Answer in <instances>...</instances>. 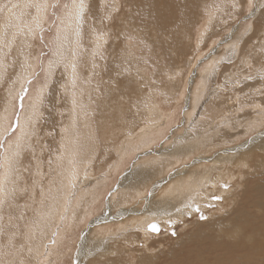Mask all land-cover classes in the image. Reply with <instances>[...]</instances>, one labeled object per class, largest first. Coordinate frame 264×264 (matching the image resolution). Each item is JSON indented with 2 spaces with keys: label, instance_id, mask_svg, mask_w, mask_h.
I'll return each mask as SVG.
<instances>
[{
  "label": "bare ground",
  "instance_id": "obj_1",
  "mask_svg": "<svg viewBox=\"0 0 264 264\" xmlns=\"http://www.w3.org/2000/svg\"><path fill=\"white\" fill-rule=\"evenodd\" d=\"M214 1L215 0H122L121 6L123 8L122 10H119V12L114 17H110L111 15L109 16V11L105 10L103 6V1L99 2V0H88L86 2L88 4L87 13L89 14V18H91L92 20L94 19L95 25L98 24V26H101V23L99 24L100 18L101 20H103L105 19V17H109L108 19H105L106 21H108L107 22L108 25L104 27V28H107V27L108 28L103 32V33H106V37H108V40L105 43H103L102 48H100L97 51V55L99 56V58L95 59V61L93 60L94 58L91 57V55L94 53L93 50L85 52L87 53V56H88L87 66L90 69V71L88 70V73L86 72L84 75L82 74L83 77L80 79L85 80L87 84L86 85L87 87L85 90L89 89V92L92 88L90 85V82H93L92 79H95L97 77L98 78L100 77L103 81L104 80L110 81V84L109 86L105 87L108 90L107 98L103 95L102 98L97 99L96 106H95L96 108L94 107V104H92L93 101H91L90 103L89 101L90 98L87 100L83 98L84 100L80 102L78 101L79 103H77L74 98L75 97L74 92L76 89L75 87L74 88L72 87L73 85H75V82H77V80L75 78L76 76L73 75L72 64H68L69 62L67 63V65L70 67H67L68 74L66 73V76L71 81L70 84L74 81L71 84L70 89L68 90V98L71 102L70 105H71V110L73 114L70 115L68 113V116L70 119V121H67L66 123L68 124V127L62 126L64 129H60V131L62 130L60 142L57 140L58 142H56L55 145L53 144L52 146L53 148H56L59 144L62 146L61 152H62L63 158L60 157L61 154L59 153L58 157H60L61 159L55 158L54 163H53L54 167H53L52 173L55 176H57V178H59L58 179L59 183L57 181L56 182L57 184L54 187L50 186L49 184H45L44 186L46 187L44 188L42 187V190L40 192L42 194L44 193V190H48L49 195L47 194L46 196L49 197L48 198L49 204L47 203L48 204L47 205L46 203H43L42 200L39 201L37 197L38 195L33 193L34 199H37L39 203L30 207L35 211L33 214L35 216V219L33 220V222H31L32 224L30 227L26 226L25 228L27 229L26 235H25V241L26 243L28 242L26 244V251L32 257L33 264H60V263L64 264L63 260L65 256L66 257L68 256L69 261H72L71 264H158V261H161L160 259L162 257L168 260L171 259V262H169L171 264H183V259L186 256L185 250L188 251L189 244L193 243L194 241H192V239H195V238H197V240L199 241V244L201 245L204 243L205 239H209L208 240L209 246L207 248L202 247L200 249L194 250L193 254H194V257H196L195 260L199 264H233V263L235 264H264V169H263L264 168V129L261 130L262 127L264 126V122H263L264 121V99H259L260 93L249 94L252 96H254L253 94H255L256 96L250 102L249 100H246V98H248V96L245 95L246 92L245 93L242 92V89L245 88L244 86H243L244 88L241 87L242 89H240L239 92L236 91L237 94L234 95V97L237 99V102H238V107H237L238 110H242V109L244 110V108H246L247 105H251L252 107L259 109V110L257 111L256 109H252L256 113L252 121L247 120V122L244 125L238 124L239 123L238 121L236 125L238 129L242 131V134L237 135L234 138H232L231 135L224 134V132H222L223 127L218 129L219 124L218 125L216 124L217 130H214V131L205 130L204 133L200 132L195 136L193 135V138H194L193 140L188 139L192 136L190 134H187V135L185 134L182 137L183 135L182 133V135H180L182 138L177 135H176L177 137L173 136L172 134V137L170 139L168 138L169 140L166 143L162 144L161 146L160 144L159 146L157 145L154 146L156 139L161 136L162 131L166 129L168 124H166L165 126H162V123H160L161 121H158V123L157 121H147L149 126H146L143 124L138 126L137 124L138 127L134 128L133 132L130 133L131 136L129 138H123V141L119 142L117 145L114 146L113 149L115 150V152L113 149L112 150L114 152L113 154L114 159L116 160L115 161L113 160L114 164H112V166L110 165L111 167L108 169V171L106 172L103 171L99 179L97 178L91 181H84L82 179L85 173L92 174L91 171L93 172L95 171L94 166H96V164H98L101 167L99 161L102 160L101 159L102 155L104 156L105 152L107 153L108 151L103 152L104 153L103 154L102 146L100 145L96 146L95 144L97 143L95 144L89 143V141L92 139L91 138L92 136H90L91 134L90 135H87V133L84 134L85 131L83 130L84 135L83 134L81 135V132L78 129V125H76V122H75V120L77 119L76 116L77 115L85 116V114L87 115V111H89L93 105L92 112L97 111L95 114H97L98 111L101 114H104V111L109 112V113L114 111L116 113V116L118 117L119 113L121 112V108L123 109V107L127 105L128 103L127 101L133 100L134 99L133 94L137 93L136 90L135 91L133 90V93H132V92H128L127 89L130 87H132L133 89H137L138 84L142 86V83L149 85V82H146L145 81L146 79L144 78V77H147L146 73L143 72L144 77H141L140 79V80L145 79L144 82L142 83L140 80H136L137 77L135 78L133 76L134 73L131 74L132 73L130 69L131 67L128 68V63H129V59L131 61L133 57L131 56L128 59L127 56L125 55L126 51L122 49L124 48L122 45V40H125V39L128 40L131 38L133 40V38H135L134 40H137V42H140V44H143V45L146 44L148 46V51L151 53V56L155 58V59L150 58L152 60L153 65L161 66L159 68H162L163 70H165V74L162 76L166 77L167 80L170 81L169 83L171 84L169 86H171L172 89H177L178 78L176 77L180 76L182 69H184L188 61L189 63H191L190 61H192L193 69L190 71L191 74L189 72L187 75L189 78L187 79L186 84L188 85V83H190L188 86L189 88H192V85H193L192 91L194 89L195 90L199 89V84L198 82L195 81V79L197 78V80L198 79L201 80L202 77L207 76V74L209 73L207 77L211 78L210 83L203 86L204 87L203 91L202 90H196V92L193 91L195 95L194 94L192 95L191 94L192 91H191L190 94L192 97H190L189 95V97H185L184 99L185 102L186 100L187 102L188 101L193 102L192 103L193 105L190 104L192 107V114L194 113L197 115L198 113H201L202 111H204V109H206L207 107L211 109L212 108L211 105H214V103H211L212 101L211 99L216 100L215 98L221 96V94L217 92L218 90H220L221 86L216 84L217 88L212 89L213 84L211 80H214L213 78H216V73L218 72V69L220 66H222L223 64L229 65L230 61L232 62L234 58H232L228 54L220 55L218 58L216 56H218L219 54H215V56L210 57V60L208 61V63L206 62L205 68L202 67V68H199L200 70H198L197 66H200L201 63H203L201 59H208L209 56L207 57L206 53L203 54L204 50L202 52V55L196 56V58H194L193 60H189L190 59L188 57L189 55H187L188 47L192 48V50L194 48L198 49L199 47L198 44L201 41L202 35L206 30L204 29L206 27V23L208 24V22L212 19L211 13L215 11L214 7L216 9H219L220 11L226 9L224 5H222V8H221V4H218L213 7L212 5L214 4H212V2L215 3ZM246 2H249V0H246ZM246 2L245 3L243 2V3L246 4ZM25 3L27 2L25 1ZM227 4H230V3H227ZM263 4H264V0H257L256 2L254 0L253 2V5L255 7H260ZM117 5H118V0L116 3V6ZM227 7H230V6L227 5ZM248 7L249 6H247V9ZM205 11H207L206 13L207 14L209 13V14L208 15L206 14L207 17H205V19L202 21V19H200L199 17L203 16L205 14ZM248 12H249L248 16L245 17V19L250 20L248 22L247 29L250 31L251 29L250 23H252V26H254L255 22L253 23L251 19H253V17L255 16L258 19H260L258 20L257 24L259 26L261 25L259 30L262 31L264 29V8L263 10H259V9L254 10V9L249 8ZM200 13L201 15H199ZM88 14H86V16ZM136 19H140L144 23L145 26H140L136 22ZM2 20H3V17H2ZM116 20H117V23H115ZM69 21H70V24L68 23L69 25L67 24V26H65V29L69 30V33H71L70 29H72L71 28V25H73L72 22L74 21L73 22L75 24L73 25L74 28L75 27L77 28V25L75 23V20L72 17H70ZM216 22H217V19H216ZM66 23L64 25H66ZM197 25H201V26L197 27ZM79 27H81V25ZM196 27L199 28L198 31H196L197 36L201 35L199 39L200 41L197 40L198 44L195 42H193L192 44V37L194 34V30H196ZM76 28L75 30H77ZM98 29H99L98 33L101 34L102 32H100V27H98ZM67 30L65 33L66 35L68 33ZM163 30H168L170 32V38H166L165 42L162 43L161 35L157 33ZM126 31H127V34H126ZM255 34H253L252 36H254ZM228 35L229 37H231L230 36L231 34H228ZM241 36L243 37L244 33L243 35L241 33V35L239 36L242 39ZM67 38L68 37H66V39ZM231 40L234 41V38ZM235 40L237 41V39ZM251 40L250 42H252ZM246 41H248V39ZM235 43L233 42V44ZM213 48H214V45H213ZM210 49H211V52H209L208 54H211L213 52L212 48ZM222 53L225 54L226 51H223ZM203 55L205 57L202 58ZM105 60H107V62ZM217 61L221 62L220 66H218ZM245 61L242 63L244 64ZM93 69H94V74L91 73ZM121 69H125L124 70L125 75L127 76L130 75L128 77L126 76L127 79L124 78L126 80L125 85L121 84V82L124 80L122 81L120 80L121 81L120 83H118V81L116 82L112 81L115 75V71H118ZM158 71H160V69H158ZM157 76H159V74ZM258 77H259L258 79H260L261 76H258ZM255 79H257L256 76H255ZM248 82H247V85L249 84ZM259 83H260V80H259ZM131 84L132 85L135 84L134 87ZM254 84H256V81L254 82ZM239 85H241L240 80L236 86L234 85V87H238ZM141 86L139 88H141ZM252 86L254 87V85L251 84V87ZM214 87L216 86L214 85ZM253 87L248 88V89H253ZM96 89H94L95 92L98 91ZM151 89L152 88H149V90ZM257 91L255 90L254 92H257ZM89 92H88V95H89ZM49 93L51 94V91ZM181 93L183 94V91L180 92V94ZM79 95L81 96L82 94H79ZM83 96H81V98L79 99H82ZM244 97H245V100H244ZM144 102H145V99H144ZM228 102L230 101L227 99L224 100V103H228ZM89 103L91 104V107L89 106L90 109L88 108ZM110 103H114V104L110 105ZM144 104H147V102H145ZM197 104H198V107H197ZM131 105L132 104H130L129 106L131 107ZM217 105L219 104H216V106ZM216 106L214 109H216ZM191 107H190V110H191ZM199 107L200 108L202 107V108L200 109ZM260 107H262L263 109H260ZM109 108H112V109H109ZM195 111H197V113H195ZM186 113L188 114L191 112L189 111ZM185 115L183 117L184 119L187 118V117L185 118ZM112 116L107 117V118H112ZM116 116H115L116 121H110V122H118L117 129L119 131L120 129H125V127L128 128V130H130L131 126H134V124H129V123L125 124L124 122L121 123V121H118L119 117L116 118ZM87 118H84L85 122L88 121L86 120ZM24 119L22 118V121ZM96 119H98V117ZM99 119H101V121L104 122V125H106L104 126L103 124L102 125L96 124L98 126L99 132L104 136L105 132L108 133V131H110L108 128H111V127L106 121L107 119L105 115L103 118L100 117ZM163 119H162V122H163ZM184 122L187 124V121H184ZM192 122H193L192 125L194 124L195 126L196 124L199 125L198 123H200V121H192ZM224 122H226L227 124L228 121H221L220 124H223ZM22 123L23 125H21L22 131L20 133L19 142L21 141L23 142L24 138L22 139V136L24 137V135H28V134L30 135L28 130L31 131L30 129L31 127L28 126L29 124L26 125L24 121ZM200 124H202V121ZM252 124L253 126L250 129L243 128L244 126H250ZM192 125L190 124V126ZM213 126H215V124ZM226 126H229V125H226ZM84 128L87 129L89 127L86 126ZM94 130L96 131V129ZM208 131L209 133L210 132L212 133L211 134L206 133ZM1 132L3 131H0V134ZM69 132L72 133V137L69 135ZM92 134L96 135L95 138L98 137L97 132H92ZM109 136H111V134ZM104 137H102V139ZM20 138L22 140H20ZM106 138L108 137L106 136ZM254 140L256 141V143H252ZM12 141H13L12 144L9 142L11 144L10 146H9V143L6 145L7 147L5 146L6 147L4 148L5 155L9 156L13 154L15 159H17L19 156V154H17L18 153V148H17L18 139L17 140L13 139ZM54 142L55 140L53 141V143ZM25 144L22 143V145H25ZM109 145H111L110 146L111 148L112 145H114V143L109 144ZM103 146L105 148V144ZM233 146H236L237 148H232ZM12 147L14 149H12L11 151L10 149ZM146 148L148 150L151 149L150 151H148V153L150 152L151 155L146 156L145 154V157H141V154H142L141 151L144 149L146 150ZM193 150H197L201 152L202 155L196 156L195 158L190 159V157H194V156H190L193 153ZM135 152H137L135 154L136 156L133 157L134 159H132L131 161L132 163L130 162L131 165L127 168V166L129 165L128 164L126 166L127 162L129 161L128 159H130L132 154ZM116 156L117 158H115ZM139 157H141L140 160L138 159ZM183 158H186V159H183ZM5 160L7 159L6 158L4 159L2 167L5 169V171H9V168L11 165L8 166L7 165L8 163ZM35 161L37 160L35 159ZM57 161H59L58 163L61 166L59 167L57 166ZM166 161H168L167 164H166ZM235 161H236V167L239 168V171H240L239 172L240 178L236 176V178H239V183L235 184L237 188L231 190V188L225 189L224 187H222L220 189L219 185H222V184L224 185L226 183L231 182L232 179H234L235 173L232 176H230L231 174L230 171L233 168ZM148 162H151V165H149ZM243 163H247L248 166L242 167L241 165ZM83 165H85V167H83ZM124 166H126L125 169L123 168ZM37 167H40V166H37ZM37 167L36 169L34 168L35 169L34 171H36L35 173L37 174V178H39V177H42L41 176L42 170L38 169ZM122 168L124 170H123V175L121 176V178H119V182H118L119 190L117 189H116L117 191L115 189L111 190L112 193L109 194L108 199H106V201H102V208L100 210L102 211V209L104 208V211L103 212L99 211L100 212L99 213L97 210L99 207L96 208V206L93 205V204L96 205V198L99 199V197L104 196L103 193L104 191H106L105 189L107 186L108 179L110 178L112 174L116 175L115 172H118ZM248 169H251V170H248ZM13 179H14V176H13ZM50 179H51L50 181L53 180L52 177ZM240 180L243 182H240ZM10 181H14V180H12V178L10 177ZM114 185L115 183L113 184V187ZM26 191L29 192L28 195H30V187L26 189ZM246 191H249L251 193L250 198L245 197ZM0 194H1V191H0ZM155 194H158L160 197L161 196L166 197V198L169 197L171 199L164 200V204H156ZM231 195H234L233 199L235 200V202L232 201L230 197ZM213 196L220 197V199H223L222 203L225 202V203H229L230 205L231 204L235 205V210H233L232 213H230V215L228 216L224 214L223 216H226L224 218H220L217 220H212V218H209L211 220L204 219L205 221H208V223H205L202 226L204 227L206 226L208 229L205 230L204 233L199 236L195 234V233H198L199 231L194 233V231H196L197 228L192 231H189L187 235L179 236V238L175 241V243L176 245L178 244L179 246L183 244L182 246V248L184 249L183 255L179 256V254H176L177 252L171 251V249H168V251L167 250L164 251L162 247L163 243L160 244L163 238H155L157 236L156 233H151L148 231V225L151 223L158 224L160 227V231L166 228V223H169V222L170 223L173 222L177 224L181 222V224H183L184 217L182 216L181 213L186 210L188 211V209H192V207L200 208V213L202 212L201 210H203L204 212L209 211L208 208L210 206L214 204H220L219 202L213 201L211 199ZM4 197L6 198V196ZM43 197L44 196H41V198ZM77 198H80L82 202H78L74 204V201ZM67 200H70V203ZM0 201H2V203H0V208H1L4 204L3 198L0 197ZM41 201L42 203H40ZM66 201L68 202V204L65 205ZM82 204H85V206ZM124 204H127L128 208L131 209V211L130 213L126 212L125 216H122L121 221H116L119 223L117 226L122 225V228L118 230V232L111 231V234H113L114 236L110 238V241L117 240L115 245H113L114 250H112L106 244V238H105L106 236H103L101 233H99V231H103L105 233V231L109 229L110 227H112L113 224L106 223L107 225H104L105 228H99L97 226H98V223H100L101 221L108 222L110 219L111 221H114L115 223L113 216L118 212L116 211V207H120ZM58 207L60 208L61 211L65 210V212L60 215L61 218H60L59 225L56 227L55 231L53 228L51 230L52 232L51 231L49 233L45 232L47 230L44 227L51 225L53 223L51 222V220L53 219L52 217L54 215V212L56 211V208ZM128 208L125 207V209H128ZM57 210L59 212V209ZM207 213H208L207 215H210L209 212ZM212 217H215V216H212ZM125 219L128 221H126ZM37 224H38L39 229L38 228L33 229L37 226ZM43 228L45 229V231ZM41 229L47 236L50 235L51 237L48 240H46V243L45 241H38V240L33 242V239L31 237V231H35L38 234L41 232ZM78 230H81V231L78 233ZM94 232H97L98 235L96 236L93 235ZM71 234L74 235V237L70 241V239L68 238H70ZM109 237H111V235H109L108 238ZM78 238H79L78 242L80 243H77ZM92 238L94 239L91 241ZM150 239H153V240L151 241ZM110 241L107 240V243H109ZM66 245H68L69 247H66ZM74 247L76 248V252H75V258L73 259L72 252H73ZM90 249H95V250L97 249L98 253H97V258L95 261L89 260V255L91 254ZM0 252H2L1 248H0ZM17 252L18 251L16 250V252L12 253V258H14L15 260H18L17 258L19 257L18 255L20 254V253L17 254ZM108 257L113 258L111 263ZM166 259H163V262H165ZM15 262L16 261H14V263ZM8 264H12V261H9Z\"/></svg>",
  "mask_w": 264,
  "mask_h": 264
},
{
  "label": "rangeland",
  "instance_id": "obj_2",
  "mask_svg": "<svg viewBox=\"0 0 264 264\" xmlns=\"http://www.w3.org/2000/svg\"><path fill=\"white\" fill-rule=\"evenodd\" d=\"M25 1L27 3H25ZM102 1H103V6H104L105 3L107 2V0H99V2H102ZM121 1L122 0H118L119 6L118 5L116 6L118 8L116 10L117 12L116 11L112 12L110 17H114L119 12V10H122L123 7L121 6ZM252 1L254 2V0H249V2H246V0H226V1L225 0H218V1L215 0L214 1L215 3L212 2V4H214V5H212L213 7L218 5V4H221V8H222V5H224L226 9L220 11L219 9H216L214 7L215 11L212 12L213 14L211 13L212 19L208 22V24L206 23V27L204 28L206 30L202 35L201 41L199 40L201 35H198L199 36L198 37L196 34V31H198V29H199L197 27L198 26L200 27L201 25H197L196 30H194V34L192 37V44H193V42L197 43L198 42L197 40H199L200 42H199V44L197 43L199 45L198 49L194 48L192 50V48L188 47L187 55H189L188 56L190 58L189 60H193L194 58H196V56L202 55L203 50H204L203 54L206 53L207 57L209 56L208 59H201L203 63H201L202 66L201 65L197 66L198 70H200L199 68H202V67L205 68L206 62L208 63V61L210 60V57L215 56V54H219L218 56H216L218 58L220 55H226V54H228L232 58H234L232 62L230 61L229 65L223 64L222 66H220L221 62L217 61L218 66H220V67L218 69V72L216 73V78H213L214 80H211V82L213 84L212 89L217 88L216 84L221 86V88H220L221 91L218 90L217 92L220 93L222 97L221 96H219L221 98L217 97L218 100H217V98H215L217 101L214 99H211L212 100L211 103H214V105H211L212 110L207 107L206 109H204V111H202L201 113H198L197 115L193 113L194 116L192 114V107H191V105H193L192 104L193 102H190V101L187 102V100L185 102L184 99H185V97H189V95H190V97H192L191 94L195 95L194 92H196V90H202L203 91V89H204L203 86L210 83L211 78L207 77L209 73L207 74V76L202 77L201 80L200 79L197 80V78L195 79V81L198 82V84H199V89H196V90L194 89L193 90L194 92H193L192 91L193 85H192V88H189L188 86L190 83H188V85L186 84L187 79L189 78L187 75L193 69L192 68V61H190L191 63H189V61H188V63L184 67V69H182L180 76L176 77V78H178L177 89H172L171 86H169L171 84V83H169L170 81L167 80L166 77L162 76L165 74V70H163L162 68H159L161 66H154L153 65L151 59H155V58H153L151 56V53L148 51V46L146 44H144V45L140 44V42H137V40H134L135 38H133V40H132V38L128 39V40H126V39L122 40V45L124 47L122 49L124 51H126L125 55L127 56L128 59L131 56L133 57L131 59V61L129 59V63H128V68L131 67L130 68L132 71L131 74L134 73L133 76L135 78L137 77L136 80H140L141 77H144L143 72L146 73L147 77H144L146 80L144 78L143 79L146 82H149V85L142 83V82H144V80H140L142 83V86L140 84H138V86H137L138 90L133 89L132 87L127 89L128 92L133 93V90L134 91L136 90L137 93L133 94L134 95L133 100L127 101L128 102L127 105L123 107L124 110L121 108V112L119 113V116H118L119 117L118 121H121V123L124 122L125 124H127V123L134 124V126H131V129L129 127L130 130H128V128L125 127L126 130L120 129V131H119L117 129L118 122H110V121H116L115 120L116 113L114 111L111 113L104 111V114H101L98 111V113L95 114L97 111L92 112L93 105L91 107V104H90L91 101H93L92 104H94V107H95L97 99L102 98L103 95L107 98L108 90L105 87L109 86L110 81H108V80L103 81L100 77L95 78L96 80L91 78L93 80V82H90V85L92 88L89 92L88 88H87L88 90H85L87 87L85 80L80 79L83 77L82 74L84 75L86 72L88 73V70L90 71V69L87 66L88 56H87V53H85V52L93 50L95 53V55H94V53L91 55V57L94 58L93 60L95 61V59L99 58V56L97 55L98 50L96 48V36L100 35L98 33L99 32L98 27H100V32L103 33L108 28V27L104 28L108 25L107 24L108 21H106L105 19L101 20V18H100L99 24L101 23V26H98V24L95 25L94 19L92 20L91 18H89V14L87 13V10H86L85 16L83 17L84 21L81 20L82 23L79 24V26L81 25V27H79V35H77V30H75L76 27L74 28V26H73V25H75L73 23L74 21L72 22L73 25H71V28H72V29H70L71 33H69V30L65 29V26H67L68 23L70 24L69 20H70L71 16L65 17L67 19H64V22L62 23L63 26L61 25V22L59 19H57V17L64 15L66 10L64 9L63 5L64 4L71 5L72 0H59L60 7L55 9V10L49 9L50 15L48 16L46 22H44L42 24L43 31L39 33V36H42L43 40L39 39V36L37 38H30L26 35V33H27L26 25H28L29 23L32 22V19L36 14V10L34 8L28 7L27 5H29L33 2H36V1L35 0H0V15H1L0 16V30H1V32H0V113H1L0 114V127L1 128L0 129H2L0 131H3L0 134V191H1L0 197L3 198V200H4V204L0 208V214H1V216H0V248L2 251V252H0V264H8L9 261H12V264H15V263L16 264H22V263L23 264H33L32 257L26 251V244L28 242L26 243V241H25V235H26V231H27V229H25V228H26V226L30 227L32 224L31 222H33V220L35 219V216L33 215L35 211L30 207L38 204L40 200H42L43 203L49 204V200H48L49 197L46 196L47 194L49 195L48 190H44V193H42V194L40 192L42 190V187L43 188L46 187V186H44L45 184H49L52 187H54L57 184L56 182L58 181L59 178H57V176H55L52 173L53 167H54L53 163H54L55 158L61 159L60 157H62V152H61L62 146L60 144L56 148H53L52 146H53V144L55 145L56 142H58V141L60 142V138L62 135L61 134L62 130L60 131V129H64L62 126L68 127V124H66L67 121H70L68 113L70 115L73 114L72 110H71V105H70L71 102L68 98V90L70 89V86L74 81L70 84L71 81L66 76V73L68 74V71H67L68 68L67 67H70L67 65V63L69 62L68 64H72V66H73V64L75 65V71H76L75 72L76 73L75 78H76L77 82H75V85H73L72 87L73 88L75 87V89H76L74 92L75 93L74 98H75L76 102L79 103L80 101L84 100L83 98H85L86 100L90 98L89 99L90 103L88 105V108L90 106L91 109L89 108L90 110L87 111V115L85 114V116L84 115H82V116L77 115L76 116V118H77L75 120L76 125H78V129L80 130L81 135L84 133V131H85L84 134H86V133H87V135L91 134L90 136H92L91 137L92 139L89 141V143H91V144L97 143L98 145L95 144L96 146H99V145L102 146V153L105 151H108L107 153L105 152L106 155L103 153L105 157L102 155V158H101L102 160L99 161L101 167L98 164H96V166H94L95 171L94 172L91 171L92 174L85 173L84 176L82 177V179L84 181H91V180H95L97 178L99 179V177L103 173V171L104 172L108 171V169L112 166V164H114V161L116 160V159H114V156H113V154L115 152V150L113 149L114 146L117 145L119 142L123 141V138H129L131 136L130 133L133 132L135 127H138L139 125H142V124L149 126L147 121H157V123H158V121H161L160 123H162V126H165L166 124H168L166 129L164 131H162L163 135L161 134V136L156 139L154 146H156V145L159 146V144L161 146L162 144L166 143L172 137V134H173V136H176V135L180 136L183 133L182 137L185 134L186 135L190 134L192 136L188 139L193 140L194 139L193 135L195 136L200 132L204 133L205 130H209V131L217 130L218 124H219L218 129L223 127L222 132H224V134L231 135L232 138H234L235 136L242 134V131L239 130L237 125H236L238 123V121H239L238 124L244 125L247 122V120L252 121L253 117L256 114L255 111L252 110V109H256V108L252 107L251 105H247V107L244 108V110L243 109L238 110V108H237L238 102H237V99L234 97V95H236L237 92L240 91V89L245 87L244 89H242V92L247 93V94L245 93V95L248 96V98H246V100H249L251 102V100L256 97L255 96L256 93H260L259 99H264V92H263L264 87H262V86H264V84H263L264 83V71H263L264 70V29L262 31L259 30L261 25L259 26L257 24V22L260 19H258L257 17L254 16L253 19H251V21L253 23L254 22L255 23H254V26H252V23H250L251 29L249 31L247 29V25H248V22L250 20L245 19V17L248 16V14H249V12H248L249 8L254 9V10L255 9L263 10L264 4L261 5L260 7H255L253 5ZM256 1L257 0H255V2ZM243 2L244 3L246 2V4H244ZM227 3H230V4H227ZM225 4H227L231 8L227 7V5H225ZM11 5H16V7L12 8ZM247 6H249L248 9H247ZM104 8H105V6H104ZM9 9H11V11H9ZM208 9H209V7H208ZM98 10H99V8H98ZM105 10H106V8H105ZM205 10H206V8H205ZM53 12L55 13V15H51V13H53ZM206 12L207 11H205V14L203 13L204 14L203 16L199 17L200 19H202V21L209 14V13L207 14ZM86 14H88L87 15L88 17L86 16ZM199 15H201V13ZM2 17H3V20H2ZM218 17H220V18H218ZM216 19H217V22H216ZM223 19H224V21H223ZM211 21H213V22H211ZM136 22L140 26H145L144 23L140 19H136ZM65 23H66V25H64ZM115 23H117V20L115 21ZM214 24L215 25L217 24V25L215 26ZM17 27H18V29H17ZM67 28H69V27H67ZM63 29L65 30V32ZM66 30L69 33V34L67 33L68 36L65 34ZM62 32H64V33H62ZM255 32H256V34H255ZM14 33L16 34L15 37L13 35ZM72 33H74V34H72ZM241 33H242V35L244 33V36L243 37L241 36L242 39L239 37L241 35ZM126 34H127V31H126ZM157 34L161 35L162 43L165 42L166 38H170V32L168 30H163ZM228 34H231L230 35L231 37H229ZM253 34H255V35L252 36ZM74 36H75V38H74ZM66 37H68V38L66 39ZM252 37H253V39H252ZM64 38L66 41L64 40ZM233 38H234V41L231 40ZM235 39H237V41ZM240 39H241V41H240ZM247 39H248V41H246ZM107 40H108V37L105 36L103 43H105ZM129 40H130V42H129ZM250 40L252 42H250ZM208 41H210V42H208ZM233 42L234 43L236 42V43L233 44ZM5 45H6V47H5ZM213 45H214V48H213ZM70 46H71V48H70ZM127 47H129V48H127ZM231 47H233V48H231ZM210 48H212L213 52L211 54H208L209 52H211ZM230 50H231V52H230ZM223 51H226V53L225 54L222 53ZM128 53H130V54H128ZM133 54L135 55V57ZM24 56H26V57H24ZM84 56H85V58H84ZM203 57H205V56L203 55L202 58ZM230 58H228V59H230ZM105 61L107 62V60H105ZM137 61H139V62H137ZM244 61H245V63L243 64L242 62H244ZM24 68H26V69H24ZM72 69H73V67H72ZM158 69H160V71H158ZM124 70L125 69L115 71V75H114L112 81L113 82L118 81V83H120L122 80H124L121 82V84L125 85V83H126L125 79H127L126 78L127 75L124 74ZM91 73L94 74V69L91 71ZM158 74H159V76H157ZM190 74H191V72H190ZM128 76H130V75H128ZM255 76L257 79H255ZM258 76H261L260 79H258L259 78ZM157 77H159V78H157ZM170 78H171V76H170ZM176 78H174V79H176ZM29 80H31L32 83H28ZM239 80H240V84L242 86L239 85L238 87H234V85L236 86L237 83H239ZM259 80H260V83H259ZM132 81H133V79H132ZM255 81H256V84H254ZM219 82H220V84H219ZM247 82L249 83L248 85H247ZM261 82L263 85L261 84ZM45 83H47L46 88L44 87ZM251 84L254 85V87L252 86L253 89H248V88H252ZM134 85L135 84H133L132 86L134 87ZM214 85L216 87H214ZM95 86H97V87H95ZM140 86H141V88H139ZM159 87H161V88H159ZM42 88H43V95L40 99H37V97L40 93V90ZM93 88L94 89L97 88L96 90H98V91H96V92L100 97L96 94V92ZM149 88H152L153 90L152 89L149 90ZM222 88H223V90H222ZM23 89H27V95L25 96V98L22 102L23 106L21 107L20 106L21 102L17 99V97L24 94ZM254 89L256 91L257 90L259 91L260 89L261 90L259 92L258 91L254 92L255 91ZM50 91H51L52 95L49 93ZM162 91H164V92H162ZM182 91H183V94L182 93L180 94V92H182ZM88 92H89V95H88ZM190 92H191V94H190ZM242 92H240V93H242ZM261 92H263V93H261ZM252 93H255V94H253L254 96L249 95ZM79 94H82L81 96L84 95L82 97V99H79V98H81V96ZM90 96H92V97H90ZM167 96H168V98H167ZM245 97H244V100H245ZM144 99H145V102H147V104L149 106L147 104H144L145 103ZM226 99L229 100L230 102L224 103V100H226ZM233 99H234V101H233ZM53 100H55V101H53ZM209 103H208V105H209ZM112 104H114V103H110V105H112ZM125 104H126V102H125ZM130 104H132L131 107L129 106ZM216 104H219V105L216 106ZM215 106H216V109H214ZM190 107H191V110H190ZM197 107H198V104H197ZM127 108L130 110H128ZM149 108H150V110H149ZM109 109H112V108H109ZM260 109H263V108L260 107ZM256 110L258 111L259 109H256ZM189 111L191 113H188L189 114L188 115L186 112H189ZM195 113H197V111H195ZM112 114H113V116H112ZM104 115L107 119L106 121L108 122V124L111 127V128L107 127L110 131H108V133L105 132V134H104L105 137L99 132L98 126L96 125V124H98V125L103 124L104 125V122H102L101 119H99L100 117L103 118ZM184 115H185V118L187 117L186 119L183 118ZM83 116H84V118L88 117L86 119L88 121L85 122V119L83 118ZM111 116H112V118H107V117H111ZM97 117H98V119H96ZM118 117L116 116V118H118ZM162 117L163 118L165 117V118L163 119ZM22 118L23 119L25 118L23 121L26 123V125L29 124L28 126L31 127L30 128L31 131L28 130L30 135L28 134V135H24V137L22 136V139L23 138L24 139H23V142L22 141L20 142V146L18 148L19 156L17 159H15L13 154L6 156L4 148L7 147L6 145L9 142L12 144L13 139L17 140L20 137V133L22 131L21 125H23ZM162 119H163V122H162ZM183 120L187 121V124ZM192 121H200V123L202 121V124L198 123L199 125L196 124V126H195L194 124L192 125V123H193ZM221 121H228V122H227V124H226V122H224L223 124H220ZM95 122H97V123H95ZM255 122H257V121H255ZM112 124H113V126H112ZM137 124H138V126H137ZM184 124H186L187 126ZM190 124L192 126H190ZM214 124H215V126H213ZM9 125H11V127H9ZM226 125H229V126H226ZM86 126L89 127V128H87L89 130V132L86 128H84ZM104 126H106V125H104ZM252 126H253V124L250 126H244L243 128L250 129ZM94 129H96V131ZM263 129H264V126L262 127L261 130H263ZM209 131L206 133H209ZM92 132H97L100 136L97 134L98 137L95 138L96 135H93ZM239 132H241V133H239ZM211 133L212 132H210L209 134H211ZM110 134H111V136H109ZM69 135L72 137L71 132H69ZM106 136L108 138H106ZM102 137H104V138L102 139ZM173 138H175V137H173ZM22 139L20 138V140H22ZM158 139H160V140H158ZM54 140H55V142L53 143ZM106 140H108V141H106ZM14 142H16V141H14ZM110 142L114 143V145H112L111 148H110L111 145H109V144H112V143H110ZM10 143H9V146L11 145ZM22 143H24V144L26 143V144L22 145ZM252 143H256V141L254 140ZM104 144H105L106 149L103 146ZM232 148H237V147L233 146ZM12 149H14V148L12 147L10 150L12 151ZM112 149L114 150V152ZM144 150L141 151L142 152L141 157H145V154H146V156L151 155L150 152L148 153V151H150L151 149L148 150L146 148V150L145 151ZM59 153L61 154L60 157H58ZM136 153L137 152L133 153L132 156L130 157V159H128L129 161L127 162L126 166L128 164L129 165L127 166V168L131 165V163H132L131 161H132V159H134L133 157L136 156L135 155ZM200 155H202L201 152H199L197 150H193V153L190 156H194V157H190V159H193L196 156H200ZM141 157H139L138 159L140 160ZM5 158L7 159V160H5L8 163L7 165L8 166L11 165L9 168V171H5V169L2 167L3 161ZM115 158H117V156ZM35 159L38 162L35 161ZM142 159H144V158H142ZM183 159H186V158H183ZM111 161H113V162H111ZM169 161H171V160H169ZM58 162L59 161H57V166L59 167L61 165ZM148 163H149V165H151V162H148ZM167 163H168V161H166V164ZM102 165L104 166V168ZM37 166H40V167H37ZM126 166H124L123 168L125 169ZM36 167L38 169L42 170L41 171L42 177L37 178V174L35 173L36 171H34L36 169ZM83 167H85V165H83ZM123 168L121 170H119L118 172H115L116 175L112 174L110 176L111 179L109 178L107 181V186L105 189L106 191H104L105 194L103 193L104 196L99 197V199L96 198V205L95 204H93V205L96 206V208L99 207L97 209L98 212L101 211L100 209L102 208V201H106V199H108L109 194L112 193L111 190L112 189L119 190L118 182H119V178H121V176L123 175V170H124ZM251 169H253V168H251ZM251 169H248V170H251ZM239 172H240L239 168L236 167V161H235L234 166L230 171V173H231L230 176H232L235 173V177H234V179H232L231 182L226 183L228 185L227 189L231 188V190H232V189L237 188L235 186V184L239 183V178H240ZM13 176H14V179H13ZM236 176L239 178H236ZM10 177L14 181H10ZM51 177L53 179L52 181H50ZM240 182H243V181L240 180ZM58 183H59V181H58ZM114 183H115V185L113 187ZM92 185H90V186H92ZM222 185H219L220 189L222 188ZM29 187H30V195H28L29 192L26 191V189H28ZM84 189H86V188H84ZM33 193L38 195L37 197H38L39 201L37 199H34ZM4 196H6V198ZM41 196H44V197L41 198ZM233 196L234 195H231L230 197H231L232 201L235 202V200L233 199ZM250 196H251V193L249 191H246L245 197L250 198ZM214 197L215 196H213L211 199L213 201L219 202L220 204H214V205L210 206L208 208L209 211L204 212L203 210H201L202 212L200 213V208L192 207V209H188V211L186 210V211H183L181 213L182 216L184 217V223L183 224H181V222H179L178 224L173 223V222H172L173 223L172 224L169 222V223H166V228H164L161 231H159L158 233H156L157 236L155 238H163V240H161L160 244L163 243L162 247H163L164 251L165 250L168 251V249H171V251L177 252L176 254H179V256L183 255V252H184V249L182 248L183 244H181L179 246L178 244L176 245V243H175V241L179 238V236L187 235L189 233V231H192L196 228H197V230L194 231V233L199 231L198 233H195V234H197V236H199V235L203 234L205 230L208 229L206 226L205 227L202 226L205 223H208V221H205V220H208L209 218H212V220L224 218V217L230 215V213H232L233 210H235V205H233V204L230 205L229 203H225V202L222 203L223 199L219 200V199H215ZM169 199H171V198H169V197L166 198L163 196L160 197L158 194H155L156 204H164V200H169ZM42 201L40 203H42ZM67 201L70 203V200H67ZM67 201L65 202V205L68 204ZM78 202H82L80 198H77L74 201V204L78 203ZM82 205L85 206V204H82ZM125 207L128 208V205L124 204L120 207H116V211H118V212L113 216L115 223H114V221H111V219H110L108 222L101 221L100 223H98V226H97L99 228H105L104 225H107L106 223L113 224L112 227L107 229L108 232H107V230L105 231V233L103 231H99V233H101L103 236H106L105 237L106 238V244L112 250H114L113 245H115L117 240H111L110 241V238H112L114 236L113 234H111V231L118 232V230H120L122 228V225L117 226L119 223L116 221H121L122 216H125L126 212L130 213V211H131V209H129V208L125 209ZM229 207H231V208H229ZM57 209H59V212ZM103 211H104V208L102 209L101 212H103ZM57 212H58V214H57ZM64 212H65V210L61 211L59 207L56 208V211L54 212V215L52 217L53 219L51 218L52 219L51 222H53V223L51 225L44 227L47 230V231H45V229L43 228L44 231L49 233L53 228L55 231L56 227L60 223V218H61L60 215L63 214ZM207 212H209L210 215H207L208 214ZM227 213H229V214H227ZM205 214H206V216H205ZM224 214L226 216H223ZM201 215L206 217V219L201 220L200 219ZM208 216H210V217H208ZM212 216H215V217H212ZM36 217H37V215H36ZM209 220H211V219H209ZM126 221H128V220H126ZM36 228H38V224L33 229H36ZM80 231L81 230H78V233ZM173 232H175L176 234L172 235ZM183 232H184V234H183ZM32 233H34V234H32ZM93 235L96 236V235H98V233L94 232ZM109 235H111V237L108 238ZM31 237L33 239V242L38 240V241H45V243H46V240H48L51 236L50 235L47 236L41 229V232L38 234L35 231H31ZM73 237H74V235L71 234L70 238H68V239H70V241H71V239H73ZM93 239L94 238H92L91 241ZM195 239H192V241H194V242L189 244L188 251L185 250L186 256L184 257L185 260L183 259V264H199L195 260L196 257H194V254H193L194 250L200 249L202 247L207 248L209 246V242H208L209 239H205L204 243L202 245L199 244V241L197 240V238H195ZM107 240L110 242L107 243ZM150 240L152 241L153 239H150ZM78 241H79V238L77 239V243H80ZM66 247H69V246L66 245ZM75 247H74L73 252H72V258L73 259L75 258V252H76ZM16 250L18 251L17 254L20 253L18 255L19 257L18 258L16 257L18 260H15L14 258H12V253L16 252ZM90 252H91V254L89 255V260L95 261L97 258V253H98L97 249L96 250L90 249ZM35 256H36V254H35ZM9 259H11V260H9ZM108 259L110 260V263L113 260V258H110V257H108ZM163 259H166V258L162 257L160 259L161 261H158V264H161L163 262ZM167 260L168 259H166L165 262H163L162 264H171V263H169V262H171V259L168 261ZM14 261H16V262L14 263ZM71 262L72 261H69L68 256L67 257L65 256L63 263L64 264H71ZM60 264H62V263H60ZM233 264H235V263H233Z\"/></svg>",
  "mask_w": 264,
  "mask_h": 264
},
{
  "label": "snow or ice",
  "instance_id": "obj_3",
  "mask_svg": "<svg viewBox=\"0 0 264 264\" xmlns=\"http://www.w3.org/2000/svg\"><path fill=\"white\" fill-rule=\"evenodd\" d=\"M116 3L117 0H107L105 3L106 10L109 11V16L112 12L116 11ZM28 7L34 8L36 10V15L33 17L32 22L26 25L27 27V33L26 35L30 38H37L39 36V33L43 31L42 24L46 22L49 14V9H57L60 7L59 0H36V2H33ZM12 7H16V5H13ZM64 9L66 10L63 16L57 17V19L60 20L61 23L64 22L65 17L71 16L76 24H77V35H79V24L81 23L82 18L85 16L86 10L88 8V5L86 3V0H72L71 5L64 4ZM11 11V9H9ZM51 15H55V13H51ZM109 17H105V19H108ZM159 18V17H158ZM15 37V33L13 34ZM106 33H101L100 35L96 36V48L99 50L103 46V41L105 39ZM39 39L43 40L42 36H39ZM95 55V53H94ZM73 75L75 76V65L73 64ZM28 83H32L31 80L28 81ZM44 87H47V83H45ZM23 95H20L17 97V99L21 102L20 106L22 107L23 100L25 96L27 95V89H23ZM43 95V88L40 90V93L37 97V99H40ZM11 127V125H9ZM20 142L18 138L17 142V148H19ZM18 154V153H17ZM242 167H247V163H243L241 165ZM225 189H227L228 185L224 184L222 185ZM215 199H220V197H214ZM2 203V201H0ZM201 220L206 219L203 215L200 216ZM148 231L151 233H158L160 231V227L156 223H151L148 225ZM176 233L173 232L172 235H175Z\"/></svg>",
  "mask_w": 264,
  "mask_h": 264
}]
</instances>
